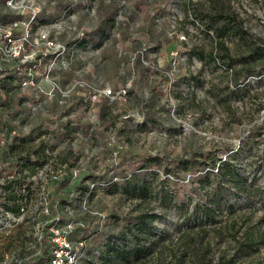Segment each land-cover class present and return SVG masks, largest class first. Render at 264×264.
Returning <instances> with one entry per match:
<instances>
[{"label": "rangeland", "instance_id": "1", "mask_svg": "<svg viewBox=\"0 0 264 264\" xmlns=\"http://www.w3.org/2000/svg\"><path fill=\"white\" fill-rule=\"evenodd\" d=\"M33 1L35 81L49 96L0 82V263L45 264L57 229L82 241L79 264H264V0ZM219 15L241 29L227 49ZM18 113L28 130L13 137ZM40 150L30 173L22 157ZM224 157L239 185L216 171ZM142 181V196L126 190ZM144 212L149 252L105 261L111 239L134 247Z\"/></svg>", "mask_w": 264, "mask_h": 264}, {"label": "built area", "instance_id": "2", "mask_svg": "<svg viewBox=\"0 0 264 264\" xmlns=\"http://www.w3.org/2000/svg\"><path fill=\"white\" fill-rule=\"evenodd\" d=\"M35 13L36 7H34L33 0H0V82H4L8 78L13 79L14 84L24 93V97L28 94H36L39 90L47 98V91L38 88L35 81V69L39 68L45 58L44 55H40L37 59H34L33 56L34 42L30 31ZM15 14L17 16H13ZM42 38L49 45H54V41L46 35H42ZM54 60L50 61L54 62ZM103 92L111 98L115 97V94L121 97L124 96L125 89L115 91L108 88ZM24 103L29 109L35 110L41 101L34 103L25 99ZM20 116L21 114L18 113L15 117L10 118L9 122L12 125L10 135L13 137H18L28 130V123ZM2 121L4 124L6 123L5 118ZM27 187L23 188L22 191L28 192L29 188L26 189ZM54 230L48 236L50 246L45 249L44 253L42 250L40 251L45 264H79L82 241L72 243L65 233L57 229ZM39 240L42 241V234ZM22 262L20 259L18 264H22Z\"/></svg>", "mask_w": 264, "mask_h": 264}, {"label": "trees", "instance_id": "3", "mask_svg": "<svg viewBox=\"0 0 264 264\" xmlns=\"http://www.w3.org/2000/svg\"><path fill=\"white\" fill-rule=\"evenodd\" d=\"M219 19H222L224 21L223 25L220 26H215L213 29V32L215 33V36L219 38V43L223 46L224 49H227V47L224 44V36L226 34H238L241 32V29L235 25V22L232 21L230 22V19L224 20L226 17H217ZM218 21V19H216ZM258 57H253L252 59L259 58ZM35 159L30 161V156L27 154L22 158L27 159L25 165H28L30 173L34 172L35 167H40L44 165L47 161V155L44 154V150H40L35 152ZM215 169L220 175L221 178H226L227 180H232L236 185L240 184V180L238 177V174L235 172L234 168L232 165L229 163V158L224 157V159L220 160L218 164H214ZM26 175H23L24 177ZM21 188V187H19ZM27 187L26 189H28ZM150 183L148 181H142L141 183H135L131 187H127L126 190L130 191L131 193L133 192H138L139 195L142 196V194L147 193L150 190ZM8 193L11 194L12 199H18V187L17 190L12 189ZM20 194V193H19ZM21 195V194H20ZM209 197V203L211 204L209 208H205L204 210V215L207 216V218L213 219L214 218V213L217 212V209L220 206L221 199L218 198L217 194L210 193L208 195ZM19 209V205L16 204L15 210L17 211ZM155 215H148L147 212L142 213L138 217L137 223L133 225L134 230L136 233L133 234V238H135V245L131 249H126L124 245H117L115 243H111V241L108 243V246L105 251H103L100 256L105 259V261H111L113 256H121L120 258L127 259L128 256H133L135 259H138L140 256H144L149 252V246L146 247L145 245H142L140 243L141 239H143L144 236L149 234L150 231V222L154 219ZM124 234H122V238H124ZM114 254V255H113Z\"/></svg>", "mask_w": 264, "mask_h": 264}]
</instances>
